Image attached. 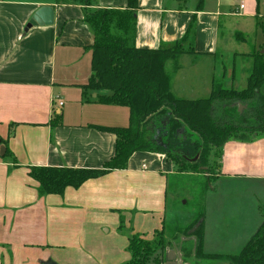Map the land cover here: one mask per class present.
I'll return each mask as SVG.
<instances>
[{
  "label": "crops",
  "instance_id": "1",
  "mask_svg": "<svg viewBox=\"0 0 264 264\" xmlns=\"http://www.w3.org/2000/svg\"><path fill=\"white\" fill-rule=\"evenodd\" d=\"M128 1L94 0L98 8L114 9L126 8ZM199 2L138 0L136 10L135 44L144 49L171 46L195 22L196 54L184 53L165 65L172 94L191 100L209 97L218 84L247 87L255 49L247 46L246 35L264 24L260 0H204L201 8ZM43 6L54 8V22L31 25ZM93 44L79 2L0 0V144L16 158L3 157L0 150V264H125L131 259L129 233L152 239L171 217L169 175L177 170L162 152H135L126 168L67 187L63 194L40 195L30 176L34 166L102 168L116 153L117 137L98 127L130 124L128 106L102 103L99 96L107 91L83 88L92 76ZM230 48L235 49L231 70L220 67ZM238 108L226 106L225 112L241 122ZM219 172L220 178L239 182L264 181V135L251 142L229 139ZM241 206L226 207L217 233L206 216L205 253L242 251L264 215L255 220ZM212 236L219 242L215 248Z\"/></svg>",
  "mask_w": 264,
  "mask_h": 264
},
{
  "label": "trees",
  "instance_id": "2",
  "mask_svg": "<svg viewBox=\"0 0 264 264\" xmlns=\"http://www.w3.org/2000/svg\"><path fill=\"white\" fill-rule=\"evenodd\" d=\"M72 1L81 3L82 0H69ZM203 2L200 0V8ZM90 5L91 1L84 8H88L85 9V21L94 35L92 76L83 88L86 91H107L99 96L102 103L128 106L130 124L128 127H98L117 137L116 153L102 168L31 167L30 176L38 181L40 195L63 194L67 187L79 188L89 179L101 177L114 169L126 168L129 158L138 151L162 152L175 165L185 163L204 172L213 157L220 161L229 139L251 142L264 135L263 52L254 50L251 54L253 66L246 88L236 90L218 84L207 98H178L171 92L165 65L184 53L196 54L195 22L190 24L185 36L171 46L144 49L135 44L138 0H129L124 9L89 10ZM121 12H125L123 20L115 16ZM237 35L239 38L240 34ZM238 104L243 105L241 122L225 112L226 106ZM161 115L163 119L160 123H164L162 127L167 131L160 138L161 144L167 148L165 151L148 137V124ZM56 118L61 120L60 116ZM197 155L198 158L193 161ZM11 156L16 162L7 148L3 157ZM180 166L183 171L182 164ZM199 226L202 232L199 243L197 239L191 240L185 244L188 249L184 247L183 250L187 264H196L195 261L201 258H219L232 264H264V219L237 255L205 253V212ZM128 249L131 259L125 264H146L154 251V244L133 233L129 236Z\"/></svg>",
  "mask_w": 264,
  "mask_h": 264
},
{
  "label": "rangeland",
  "instance_id": "3",
  "mask_svg": "<svg viewBox=\"0 0 264 264\" xmlns=\"http://www.w3.org/2000/svg\"><path fill=\"white\" fill-rule=\"evenodd\" d=\"M60 1L69 2V0H55V3L60 5ZM90 1L89 10L99 9L96 7L94 0H82V4H80L85 7L89 5ZM260 1L264 13V0ZM85 9L88 10V8ZM115 16L123 20L125 12L117 13ZM123 24L126 26L124 22ZM246 36L248 39L247 46L256 51H259L263 46L261 51L264 50V24H262V27L259 25L257 29L249 32ZM233 45L237 46L235 43ZM234 52V48L226 50L223 61H221L222 59L220 60L221 68L225 67L231 70L234 67V58L232 57ZM242 62L241 58L237 56L235 62L237 69L243 66ZM172 64V61L168 62V72L171 71ZM161 119H163V115L156 116L148 124L150 132L148 137L156 143L159 149L165 151L167 148L161 144L160 138H163L167 131L162 127L164 123H160ZM181 164L184 168L183 171L179 169ZM181 164L178 163L179 166L176 165L177 171L175 174L169 175L167 215H171V217L164 223L161 229L163 232L161 230L157 231L152 239L141 236L154 244V251L147 258L146 264H169L168 254L170 251L176 254L175 264H187L183 250L186 246L185 244H189L191 240L197 239L199 243L202 233L199 225L204 212L205 218L207 216V223L212 229H216L221 225L222 218L228 212L226 207L235 202H241L243 212H249V214L253 212L255 220L256 218L258 219V216L261 219L262 215H264V181L242 180L239 182L238 180L220 178L219 161L216 157L212 158V163L211 161L209 162L203 170L204 172H201L200 169H193L188 164ZM249 233H252V227L247 229L244 235L248 237ZM131 234L129 233V236ZM210 239L213 247H217V243H219L217 237L212 236ZM195 262L196 264H232L219 258H201Z\"/></svg>",
  "mask_w": 264,
  "mask_h": 264
},
{
  "label": "water",
  "instance_id": "4",
  "mask_svg": "<svg viewBox=\"0 0 264 264\" xmlns=\"http://www.w3.org/2000/svg\"><path fill=\"white\" fill-rule=\"evenodd\" d=\"M54 14H55V12H54V8L52 6H43L33 16L30 24L31 25H37V24H39V25H51L54 22ZM238 106H239L238 110L240 111V114H241V111L243 109V105L238 104ZM0 150H1V153L4 154L6 151V148L0 144ZM197 158H198V155L195 158H193L192 160L196 161ZM168 259L170 260L169 264H175V260H176L175 252L170 251V253L168 254ZM45 264H57V263L54 262L53 260H49Z\"/></svg>",
  "mask_w": 264,
  "mask_h": 264
},
{
  "label": "built area",
  "instance_id": "5",
  "mask_svg": "<svg viewBox=\"0 0 264 264\" xmlns=\"http://www.w3.org/2000/svg\"><path fill=\"white\" fill-rule=\"evenodd\" d=\"M244 6L243 5H241V8H243ZM62 105V104H61Z\"/></svg>",
  "mask_w": 264,
  "mask_h": 264
}]
</instances>
